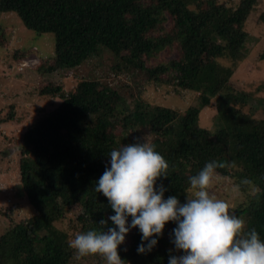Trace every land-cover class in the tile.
<instances>
[{
    "label": "trees",
    "instance_id": "1",
    "mask_svg": "<svg viewBox=\"0 0 264 264\" xmlns=\"http://www.w3.org/2000/svg\"><path fill=\"white\" fill-rule=\"evenodd\" d=\"M257 2L0 0V14L14 13L28 30L54 36L55 57L41 60L42 74L76 70L107 52L116 76L140 73L155 84L200 93V103L182 114L146 104L121 80H83L67 95L56 83L42 85L40 95H61L62 102L23 134L17 194L35 212L22 222L8 218L0 236V264H104L99 256L78 257L69 241L88 230H104L99 222L115 213L107 198L94 191V183L110 167V151L138 138L144 142L146 130L153 137L149 143L169 163V176L156 184L167 189L165 199L177 196L185 203L189 177L207 162L218 161L224 167L216 175L234 179L245 194L233 211L245 221L246 231L255 228L264 240V118L252 112L258 100L252 93L231 90L230 85L219 89L233 70L218 63L220 58L232 64L245 59L244 27ZM174 49L176 59L155 62ZM206 56L212 62L201 64ZM213 99L221 124L215 132L199 125L202 109ZM229 108L243 115L242 123L225 124ZM15 111L11 106L0 123L12 121ZM75 208L78 213L69 217ZM58 220L69 221L72 237L54 226ZM107 226L114 225L108 221ZM175 227L167 223L163 235L153 237L156 246L143 254L137 251L142 233L131 229L118 248L124 264H168L170 249L172 255L184 254L171 242Z\"/></svg>",
    "mask_w": 264,
    "mask_h": 264
},
{
    "label": "rangeland",
    "instance_id": "2",
    "mask_svg": "<svg viewBox=\"0 0 264 264\" xmlns=\"http://www.w3.org/2000/svg\"><path fill=\"white\" fill-rule=\"evenodd\" d=\"M229 6H236L239 0H218ZM166 27H171L169 22ZM245 31L248 34L245 50L246 56L241 62L232 64L226 59H218L225 68L231 67L233 73L223 80L219 89L231 86V90L252 93L256 100L252 112L255 117L264 118V0H258L250 14ZM54 54V36L39 35L25 28L18 15L14 13L0 14V119L6 120L10 107L15 105L16 111L12 121L0 123V236L9 225L8 218L18 222L26 221L35 210L27 201L17 194L20 180V160L23 147V134L30 126L47 114L54 112L61 104V95L43 96L39 88L49 82L62 87V95L73 92L79 82L98 79L109 84L119 80L133 86L135 93L150 106H161L184 114L190 107L200 103V93L176 89L173 84H158L149 81L144 74L135 73L128 77L116 76L111 72V58L105 52L100 57L89 60L76 70L42 74L38 71L41 60L52 61ZM178 52L164 51L155 62L176 59ZM201 64L212 62L209 56L200 58ZM24 64H26L24 66ZM225 93V91H220ZM217 98V97H216ZM260 99V100H259ZM255 105V106H254ZM216 99L209 107L202 109L199 125L203 129L215 132L221 127L217 121ZM225 124L234 126L243 122V115L229 108L223 117ZM143 139L153 140L146 130ZM210 193L228 202L233 211L245 199V194L230 177L215 175ZM78 208L69 213L72 217ZM10 216V217H8ZM54 226L72 237L69 221L58 220ZM183 255V254H180ZM105 264V262H104ZM133 264H136L133 263Z\"/></svg>",
    "mask_w": 264,
    "mask_h": 264
},
{
    "label": "clouds",
    "instance_id": "3",
    "mask_svg": "<svg viewBox=\"0 0 264 264\" xmlns=\"http://www.w3.org/2000/svg\"><path fill=\"white\" fill-rule=\"evenodd\" d=\"M108 155L110 167L94 183V191L107 198L115 214L99 222L103 231L88 230L69 241L78 257L99 256L105 264H124L118 248L131 229L142 233L137 251L143 254L156 246L153 237L162 236L165 225L174 222L171 242L184 254L172 255L170 249L168 264H264V240L257 230L246 231L245 221L228 202L210 193L222 163L207 162L189 177L186 202L181 203L177 196L164 198L163 184L157 188V180L169 176V163L146 139ZM108 221L114 226L108 227Z\"/></svg>",
    "mask_w": 264,
    "mask_h": 264
},
{
    "label": "built area",
    "instance_id": "4",
    "mask_svg": "<svg viewBox=\"0 0 264 264\" xmlns=\"http://www.w3.org/2000/svg\"><path fill=\"white\" fill-rule=\"evenodd\" d=\"M26 64H24V66H25Z\"/></svg>",
    "mask_w": 264,
    "mask_h": 264
}]
</instances>
